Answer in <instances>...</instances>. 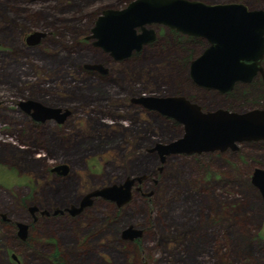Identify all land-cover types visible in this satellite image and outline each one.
Masks as SVG:
<instances>
[{"label": "rangeland", "instance_id": "rangeland-1", "mask_svg": "<svg viewBox=\"0 0 264 264\" xmlns=\"http://www.w3.org/2000/svg\"><path fill=\"white\" fill-rule=\"evenodd\" d=\"M130 1L0 0V213L7 217H0V264H264V199L252 182L264 151L244 144L242 152L171 154L163 162L150 149L182 136L183 126L132 102L179 93L207 109L235 108L242 95L228 101L199 91L186 65L206 44L169 27L153 25L156 40L123 60L94 46L87 36L97 17ZM34 31L45 36L30 46ZM31 98L71 114L63 123L36 122L19 106ZM60 162L69 165L66 175L51 172ZM141 175L122 207L96 198L77 215L53 213ZM33 205L51 214L34 221ZM18 222L30 225L26 239ZM129 225L143 237L123 239Z\"/></svg>", "mask_w": 264, "mask_h": 264}, {"label": "water", "instance_id": "water-1", "mask_svg": "<svg viewBox=\"0 0 264 264\" xmlns=\"http://www.w3.org/2000/svg\"><path fill=\"white\" fill-rule=\"evenodd\" d=\"M155 24L186 35L203 37L209 42V46L191 65L192 77L203 86L226 91L237 80H250L248 75L256 71L258 62L264 56V8L251 9L243 2L132 0L125 7L104 10L97 17L87 39H93L94 46L119 61L156 40ZM44 36L45 33L34 31L26 36V43L36 45ZM247 61L252 63L246 64ZM85 68L102 73L108 71L101 63H87ZM132 102L156 110L183 126L182 136L168 143H157L150 149L156 150L163 162L171 154L225 151L236 149L237 142L264 139V109L234 112L219 108L204 111L201 105L177 95H141L134 97ZM19 106L39 122L56 120L63 123L71 114L70 109L45 105L32 98L21 101ZM52 171L66 175L69 165L57 164ZM145 178L146 175L127 177L122 183L94 189L85 194L79 204L57 208L53 213L77 215L91 206L96 198L111 200L122 207L131 201L134 185ZM252 182L260 189L264 199V168H255ZM29 210L51 214L49 210L40 211L36 205ZM0 215L7 218L4 213ZM17 226L18 235L26 239L30 225L18 222ZM143 234V229L129 225L123 229L122 238L136 240L141 239ZM13 257L16 258L15 255Z\"/></svg>", "mask_w": 264, "mask_h": 264}, {"label": "flooded vegetation", "instance_id": "flooded-vegetation-1", "mask_svg": "<svg viewBox=\"0 0 264 264\" xmlns=\"http://www.w3.org/2000/svg\"><path fill=\"white\" fill-rule=\"evenodd\" d=\"M202 1H204V0H202ZM205 2L213 3V2H210V1H205ZM228 2H243L244 4H246L251 9L264 8V4L260 5L262 3H260L257 6V5H253V4H248L245 1H228ZM216 3H218V2H216ZM221 3H223V2H221ZM173 31H175V33L177 35L182 36V37L204 39L206 44H207L206 47L202 48V51L200 53H197V54L190 53L189 54L190 58L187 59L188 63L186 65L187 66V70H188V74H187L188 78L187 79L190 82H193L194 86L196 88H198L199 91H201V90L202 91H207L208 90V92L216 93L217 96H220L222 98H226V99H228V101L232 100L233 98H234V100H236V99L239 100V97L242 95L241 99L243 101H241V103L239 105H237L235 108H233V107H231L229 105H227L225 107H223L221 105H217V106L210 107V108L207 109V108H205L204 106L201 105V102H200L199 99H197V97L185 96V95L179 94V93L177 94V96H185L191 102H194V103H197V104L201 105L204 111L217 110L219 108L227 109L229 111H234V112H246V111L254 110V109H264V94L249 96V93H250L249 90L253 89L254 87H260L261 89H263L262 91H264V56L258 62L257 66H256V71L253 74L248 75L250 77L249 78L250 80H237V81H235V83H234V85H233V87L231 89L226 90V91H221L218 88H213V87L200 85L199 83H197L195 81V79L192 77V74H191L192 62L204 52V50L209 46V42L203 37L190 36V35H186V34L180 33V32H178L176 30H173ZM251 63H252L251 61H247L246 62V64H251ZM238 100H236V101H238ZM36 122H39V121H36ZM177 123L180 124L179 122H177ZM244 144H255L256 147H260V149L264 151V145H263L264 144V139H262V140H251V141L237 142V146L238 147L236 149L228 148L225 151L216 150L214 152H204V153H209V154H211V153H220V154H223V153H228L229 151L242 152V145H244ZM257 162L260 163L259 161H257ZM60 163H64V162H60ZM255 168H257V167H255ZM51 172L54 173V174L58 173V172L52 171V169H51ZM39 214H40V212H37V211L35 213L31 212V215H32V218H33L34 221L38 220ZM0 217L3 220L7 219V218H3L2 215H0Z\"/></svg>", "mask_w": 264, "mask_h": 264}, {"label": "trees", "instance_id": "trees-1", "mask_svg": "<svg viewBox=\"0 0 264 264\" xmlns=\"http://www.w3.org/2000/svg\"><path fill=\"white\" fill-rule=\"evenodd\" d=\"M228 1H234V0H224V1H217V0H213V1H210V2H213V3H216V2H228ZM246 2V1H245ZM246 3H248V2H246ZM248 4H250V3H248ZM8 7V12H11V14H9L11 17L13 16L14 17V19H16V18H18L17 17V15H16V13H14L13 14V11L14 12H16L15 11V9L14 8H12V7H10V6H7ZM4 13H6V11H4ZM174 33H175V31H173ZM176 34V33H175ZM192 39H199L203 44H206V42H205V40L204 39H200V38H192ZM206 46H207V44H206ZM144 56H146V55H144ZM139 96H141V95H139ZM118 110H119V108H118ZM100 113V112H99ZM88 133L91 135L92 134V131H88ZM181 134H179L178 136H176V137H174V138H179V136H180ZM185 206V205H184ZM182 206H180L179 208H181ZM57 255V252L55 253V256Z\"/></svg>", "mask_w": 264, "mask_h": 264}, {"label": "bare ground", "instance_id": "bare-ground-1", "mask_svg": "<svg viewBox=\"0 0 264 264\" xmlns=\"http://www.w3.org/2000/svg\"><path fill=\"white\" fill-rule=\"evenodd\" d=\"M158 96H162V95H158ZM111 185V184H110ZM137 227V226H136ZM139 228V227H138Z\"/></svg>", "mask_w": 264, "mask_h": 264}]
</instances>
